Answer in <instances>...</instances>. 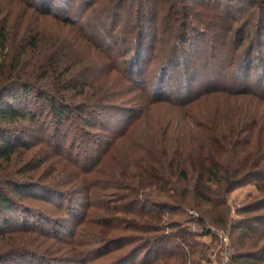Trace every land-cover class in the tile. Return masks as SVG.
<instances>
[{
  "label": "rangeland",
  "instance_id": "obj_1",
  "mask_svg": "<svg viewBox=\"0 0 264 264\" xmlns=\"http://www.w3.org/2000/svg\"><path fill=\"white\" fill-rule=\"evenodd\" d=\"M177 7L170 12L167 0H0L6 71L17 61L11 47L26 36H43L35 50L26 46L16 67L34 70L31 93L19 106L36 120L17 115L0 123L16 147L10 160L0 159V190L13 205L0 211V264H184V257L186 264L226 258L236 264L235 223L264 209L237 211L261 201L256 186L262 178L252 176L230 192L207 184L212 199L226 206L158 210L161 220L152 223L162 229L151 234L135 231L145 218L132 213L143 199L157 200L153 188L138 187L136 203L113 188L134 161L138 150L132 149L158 140L155 130L175 138L179 129L185 133L200 117L208 122L215 114L228 126L232 115L243 116L256 103L264 120V0H182ZM56 50L59 86L45 68V56ZM37 88L90 115L71 111L59 123ZM3 98L11 103L8 93ZM17 185L19 192L13 191ZM220 211L225 223L215 220ZM251 227L255 239L264 232V226ZM140 245L152 255L136 252Z\"/></svg>",
  "mask_w": 264,
  "mask_h": 264
},
{
  "label": "trees",
  "instance_id": "obj_2",
  "mask_svg": "<svg viewBox=\"0 0 264 264\" xmlns=\"http://www.w3.org/2000/svg\"><path fill=\"white\" fill-rule=\"evenodd\" d=\"M181 3L182 0H167L169 11L175 13V9H177V6ZM94 4H96V2ZM260 4L259 2L256 3L259 8H262L263 5ZM2 32L1 30L0 123L2 121H9V119L12 120V118L14 119L17 115H20L21 120L27 117L34 121L36 119L32 113L25 111L24 108L19 106V103L24 102L27 99V95L31 93L32 87L29 84L32 82L30 78L35 76L34 70H26V72H24L20 68L18 70L16 67L19 65L20 59L26 48L29 47L35 50L43 36L41 37L37 33L31 37L26 36L25 38L31 41L28 42V40L24 38L18 47H11V53H13L15 57L17 56V61L15 66H11V71H6V55L1 54L7 48L5 45L7 38ZM57 53L58 51L56 50L50 53V55L45 56V68L53 70L52 73L59 86L60 79L56 71L58 68L56 67L57 60L54 59ZM20 74L24 75L22 76ZM24 76L29 77L25 78ZM65 84H68L67 86H69V89L75 88L74 83L67 81ZM138 88L144 89L145 87ZM213 89L220 90L219 88ZM35 90L37 97L43 98L44 104L42 105L49 109L52 118L59 123L64 121L71 111L79 115H90V113H85L84 109L80 106H74L72 109L71 106L64 105L61 99H55L50 94L38 88ZM240 90L238 94L244 92ZM6 93H8L11 103H9V100L3 98ZM218 93L224 92L220 91ZM249 95L251 96L250 93ZM201 97H204V95L201 94ZM251 97L257 101L262 99L254 95ZM154 102L155 101L152 103L154 104ZM257 108L258 105L256 103L250 106V109L246 111V114L243 116L230 115V125L228 126L223 125L218 115L215 118L216 114L214 119L208 122L203 121L205 119L200 117L198 121L193 122L194 127L192 129H190L191 126H186L187 129H185V133H181V129H179L178 136L175 138H170L174 134L170 137L166 135L169 131L158 129L153 131L155 135H158V140L153 141L147 147L141 144L135 147V149H132V154H135V150H138L136 155H134V161L131 162L129 166L125 165V167H123L120 175H118V181L116 180L113 188L117 190H126L128 194H124L122 199H126L128 203L132 201L134 197H137L138 187L153 188L154 197L157 198V200L154 201L143 199L141 207L133 213L131 212L135 218H145L141 226H138V222H136L138 226L135 227L136 232L150 234L159 232L162 228L152 223L161 220L162 214L158 213V210L161 212V210H172V208H196L200 207L202 204L208 203L212 204L214 208L218 207V205L226 206L225 201H216L212 199L210 196L211 190L207 185L209 183L224 187V191L230 192L250 178H253L252 176L262 178L264 182V167H262V162H264V147H260V143L264 142V120L262 117L258 118ZM219 120H221V122ZM146 127L149 128L148 125ZM154 128L156 129V127ZM6 134L7 133L0 129V159L4 161L10 160V157L16 150L14 146L15 141ZM127 138H129V136ZM252 140H254L253 143L256 144L255 150L251 147ZM241 145L245 146V150L239 154L237 153V149ZM132 175L136 180L133 181ZM256 187L258 191L263 194L261 201L243 206L237 211L239 214L250 215L264 209V183L261 182V184H258ZM20 190L21 187L18 185L15 186V188L13 187V191L19 192ZM206 190L210 191H208L209 194L205 193ZM129 192H131V194ZM134 200H136L135 203L138 201L137 199ZM135 203L133 202V204ZM146 204H149L153 209H146ZM12 210L13 205L10 198L4 191L0 190V211L10 212ZM115 211L116 209L112 210V212ZM225 217V213L220 211L215 220L223 223ZM112 223L117 224L116 221H112ZM199 223L202 224V220H199ZM252 224L258 226L257 228L264 226V214L242 218L234 225V229L240 230L239 241L241 245V251L233 257L236 264H264V243L258 247L261 240H264V232L259 234L258 238L255 239V231L257 229L255 227L254 230L253 227H251ZM113 226L110 228H114ZM248 240L251 242H248ZM157 242L161 241L157 240ZM247 244H250V249L246 251L242 250ZM136 249V252L145 254V257L152 255L153 252V249H147L145 245H140L136 247ZM157 249H159V247ZM183 260L184 264L188 261L186 257H184ZM124 261L126 260H118L115 264H124ZM155 261L156 259H153L152 263L147 264H153Z\"/></svg>",
  "mask_w": 264,
  "mask_h": 264
},
{
  "label": "built area",
  "instance_id": "obj_3",
  "mask_svg": "<svg viewBox=\"0 0 264 264\" xmlns=\"http://www.w3.org/2000/svg\"><path fill=\"white\" fill-rule=\"evenodd\" d=\"M223 240H226V238L224 237ZM222 264H228L227 258L226 259H223Z\"/></svg>",
  "mask_w": 264,
  "mask_h": 264
}]
</instances>
